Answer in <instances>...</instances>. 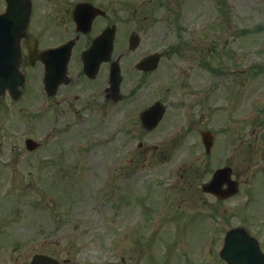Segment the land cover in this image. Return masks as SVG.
<instances>
[{
  "label": "rangeland",
  "instance_id": "374dc122",
  "mask_svg": "<svg viewBox=\"0 0 264 264\" xmlns=\"http://www.w3.org/2000/svg\"><path fill=\"white\" fill-rule=\"evenodd\" d=\"M141 2L134 14L132 5ZM157 2L171 10L155 12ZM114 4L113 57L124 76L122 90L137 83L131 97L109 103V111L83 109L63 127L45 109L40 82L29 69H23L26 84L16 102L0 97V221L18 220L2 232L0 242L11 250L23 238H29L26 244L44 242L35 254L68 264H224L217 254L224 232L242 226L264 252V115L258 113L264 105L252 108L264 91V0ZM4 6L0 0V12ZM42 15L34 9L30 29L44 47L55 41L35 29ZM131 31L140 32L141 44L129 53ZM172 45L183 58H168L145 76L127 72L130 61ZM216 53L226 56L220 64ZM200 54L217 73L242 70L239 101L223 93L233 88L234 78L217 81L194 58ZM106 77L101 69L91 85L82 84L77 92L101 98ZM79 81L84 83L83 77ZM156 101L173 107L164 122L146 132L139 113ZM252 111L253 116L247 113ZM206 130L215 135L208 156L199 136ZM239 137L246 142L243 150ZM27 138L43 145L29 153L23 147ZM227 164L240 181L235 197L218 202L196 192ZM158 208L163 220L155 216ZM15 262L27 264L19 258Z\"/></svg>",
  "mask_w": 264,
  "mask_h": 264
},
{
  "label": "flooded vegetation",
  "instance_id": "af4514ba",
  "mask_svg": "<svg viewBox=\"0 0 264 264\" xmlns=\"http://www.w3.org/2000/svg\"><path fill=\"white\" fill-rule=\"evenodd\" d=\"M77 3H89L94 8L99 9L103 15L99 14L95 16L89 29H77L72 18V14ZM37 7L40 8L41 12H43V15L38 18V21L40 24L44 22V27L38 24L35 26V29L40 32H44L46 35H49L50 37L48 38L51 42L55 41V43L49 42L45 47L41 48L39 47L40 38L37 37V50L42 51L52 49L66 43H71L68 58L66 59V63L64 65H62V56H57L54 59L53 72L50 74L47 83L49 84V89L56 87V90L52 96H46V92L44 91L46 104L45 109L50 113H54L56 119L58 122H60L62 127L67 124V119H72L75 121V115L81 112L83 109L90 111V109H98L100 106L102 109L107 108L106 110L109 111L111 108L108 106V104L112 103V100L107 94L106 88L103 89L101 98L96 97L93 94H81L77 91H82V84L89 86L91 83H93V80L89 76H86L82 71V52L90 47L93 40L104 29L114 25V0H43L40 4L36 5L34 3L33 9ZM163 8V6L160 7V9ZM135 9L137 8H134V10ZM23 51L26 53V49ZM113 61V58H111L109 63L102 64L99 67V72L101 69H103V72H107L108 74L110 65ZM21 66L24 70L29 69L32 71L31 74H33V79H36L37 81L42 80L44 75V65L41 62L34 61L30 64L25 61L24 57ZM231 73L236 77L235 71ZM241 73L242 71H239L240 75ZM220 75H227L231 77V75L228 74ZM80 77H83L84 83L79 81ZM47 93H50L49 90H47ZM82 96L85 98H82ZM237 143L241 144V148L243 147L241 137H239V141ZM234 152L237 153L235 150ZM227 165L232 170V178L239 182V179L234 172L235 168L230 164ZM196 188V192L198 190L200 191L199 186ZM1 223L2 221H0V225ZM28 239L26 241H28ZM26 241H23L21 245H16L13 250L8 248V245L6 248H0V250H2V255L0 256L1 263H3L2 261L4 260V264H16V258H19L26 260L27 264H30L31 258L35 255V246L33 240L27 244ZM22 246L26 247L24 248ZM66 262H63V264H66Z\"/></svg>",
  "mask_w": 264,
  "mask_h": 264
},
{
  "label": "water",
  "instance_id": "95a60500",
  "mask_svg": "<svg viewBox=\"0 0 264 264\" xmlns=\"http://www.w3.org/2000/svg\"><path fill=\"white\" fill-rule=\"evenodd\" d=\"M6 10L0 15V95L5 90L10 92L13 98L18 95V87L23 84V77L18 72L20 62V40L26 38V46L30 54L32 52L31 38L26 36L25 30L30 15L29 0H5ZM113 32L104 34L100 39L94 42L92 48L85 54L87 59L93 60V66L96 70L100 60H105L104 55H108L112 49ZM105 40V41H104ZM104 42V44H103ZM130 49L137 45L136 37L129 40ZM44 54L41 53L38 58L43 60ZM95 58H98L96 60ZM157 57L147 58L137 65V69L142 71H152L156 68ZM120 83L119 70L115 63L110 71L111 92L116 95ZM164 109L159 104L154 105L144 112L141 117L142 127L146 130H152L163 116ZM202 141L209 154L212 146V137L208 134H202ZM27 150L32 151L35 145L27 140ZM231 171L229 168L217 170L208 184L202 187L205 193L212 194L219 199H227L237 192V184L230 180ZM223 184L227 185V190L221 192ZM219 257L226 264H264V255L260 252L258 243L252 239L243 229L236 228L225 234L223 247L219 252ZM31 264H57L47 258L36 256Z\"/></svg>",
  "mask_w": 264,
  "mask_h": 264
}]
</instances>
